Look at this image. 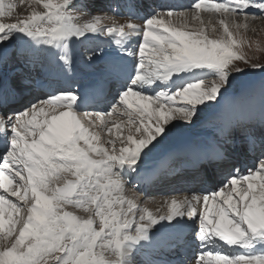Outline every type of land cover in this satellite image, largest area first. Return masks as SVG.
Segmentation results:
<instances>
[{
    "label": "snow or ice",
    "instance_id": "1",
    "mask_svg": "<svg viewBox=\"0 0 264 264\" xmlns=\"http://www.w3.org/2000/svg\"><path fill=\"white\" fill-rule=\"evenodd\" d=\"M27 7L28 15L4 22L17 5L0 0V65L14 55L39 54L67 77L74 45L98 38L113 41L120 60L110 63L116 91L107 111L92 110L105 100L102 86L81 93L57 85L51 94L18 100L16 89L0 80V264H138L142 253L161 247L191 253L175 264H264V135L247 130L238 144L232 135L237 119L227 118L212 145L195 155L198 167L233 170L219 188L172 197L155 213L126 192L146 179L144 160L177 122L194 124L246 67L264 70L244 51L251 48L250 22L264 19V0H194L187 10L143 16L136 0L109 5L114 15L90 0H31ZM77 12L88 19L78 22ZM202 13L210 16L207 23ZM117 15L127 23H118ZM207 28L217 35L210 37ZM101 55L93 51L86 59ZM114 114L127 120L108 126L106 117ZM260 119L264 124V104ZM114 128L126 135H104ZM250 155L252 167L241 172L237 165ZM160 230L169 237L164 245Z\"/></svg>",
    "mask_w": 264,
    "mask_h": 264
},
{
    "label": "bare ground",
    "instance_id": "2",
    "mask_svg": "<svg viewBox=\"0 0 264 264\" xmlns=\"http://www.w3.org/2000/svg\"><path fill=\"white\" fill-rule=\"evenodd\" d=\"M9 2H13L17 5V8L14 10L13 15H15V14L21 15L23 13V16H25V15L29 14L30 9L28 7L26 8L27 5H21L20 0H5L6 4ZM26 2L27 3H25V4L31 3V0H26ZM193 3L194 2H192V4ZM144 4H146V3L141 2V4H139V6L142 7ZM183 4H185L186 6L189 5L188 0H176V4H174V5L170 1H165V2L162 1L161 4H159V7H161V8H158V7L156 8L155 6H153V10H160V9L166 8L168 6L169 7H174V6L175 7H181V5H183ZM147 5H149V2L147 3ZM151 11H152V9L151 10L148 9L146 13H150ZM77 15H79V17H81V19L84 21H86L88 19L87 16H82V15L80 16V13ZM23 16H20V17L22 18ZM174 16H173V20L176 21L177 18H176V16L175 17ZM202 18L207 23V21L210 19V16L207 13H202ZM254 21H257V20H254ZM254 21L250 22L249 27H251L255 24H258L256 22L254 23ZM4 22H9V21L4 19ZM117 22L118 23H127V17L126 18L117 17ZM135 22L138 24L143 23L142 20H137ZM177 22H179V21H177ZM189 22L193 24L190 26H193V27L196 26V23L190 21V19H189ZM213 22L217 23V25H218V21H213ZM252 23H254V24H252ZM260 24H263V23L261 22ZM206 31L208 32L210 37L214 38L217 35V33H212L210 28H207ZM99 41L104 42L103 44H101V47L96 44V42H99ZM85 43L88 45V47L83 46ZM90 43H95V44L91 45ZM136 44H137V39H134L130 47L134 48ZM77 46H79V48H76ZM80 50H81V53H80ZM97 50L102 52V55L100 56V58L93 59L92 61H86L87 54L90 52H93V51H97ZM17 51H19V48L17 49ZM73 53H74L73 71H72L70 76L65 77L64 74L62 73V71L58 68L48 67L45 59L42 56H40L39 54H37L31 58H29V56L27 54H25V55H20V56L14 55L7 63L0 65V80H2L5 85H7V82H9V79H8L9 75L17 70V75L14 78L19 77L21 81L27 80L28 81L27 84H30L33 87L32 89L37 90V91H35V93H36L35 96H44L47 94H51V93L56 91L57 85L71 86L73 88L78 87L79 89L82 85H89V87H87V89H89L90 91H92L93 89H96L98 86H102L103 95L106 98V95H105L106 89L114 90V87L112 86L114 79L109 77L108 74H111L110 63L113 61L120 60V53H119V49L117 48V46L110 39H106V38L91 39L90 41L85 40L82 43H77L73 47ZM21 57H23L22 60H21ZM37 62H39V64H37ZM12 63H13V65L11 66ZM23 63H25V64L23 65ZM7 64H9L10 67L7 66ZM15 64H19V67L14 66ZM40 68H45L47 70V72L52 76L61 77L62 82L55 83V82H52L51 80H46V79H42V78L40 79V81L35 80L34 82H32L31 81L32 77H35L34 75H32L33 72L38 71ZM77 82H79V84H77ZM32 89L26 91L25 95H32V93L34 92V90L32 91ZM256 90H259V89H255L252 91H249L248 89H246L245 93H240V94H236V95L231 96V98L225 103V105L223 104V106H222L223 111L221 112V114H217V115L222 116L224 113L228 114L235 107L236 110L241 114V116H243V114L240 111L238 106H236V105L232 106V105H234L233 102L235 100H237L239 98V96L242 97V98H240V101H243L244 96L250 95L253 91H256ZM17 93H18V99L20 100L19 91H17ZM112 96H111V98H112ZM252 97L256 98V97H258V94L254 95ZM111 98L108 99V102L111 101ZM251 100H254V99H251ZM262 102H264V100H261L260 103H262ZM105 103H106V100H104V102L100 103V104L103 105V107H105L106 106V105H104ZM245 103L247 104V100L245 101ZM100 104H95L94 106H92V110H94V111L101 110L103 107H98ZM19 106H20L19 103L14 105V107H19ZM227 106H231V107H227ZM240 106H242V105H240ZM241 110L243 112L248 113L249 116L252 114L251 109L247 108L245 106H243L241 108ZM133 111H134V109H133ZM259 112L261 114V109L259 110ZM235 115H236V113H235ZM118 117H120V116H116V118H118ZM256 117H259V120H261L260 115H257ZM122 118H124V117H122ZM106 119H109V121H113V119H115V117L114 118L113 117H111V118L106 117ZM220 119L223 122V118L220 117ZM242 119H243V117H242ZM123 121H125V120H123ZM117 122H120V121H117ZM188 128L189 127L184 126L183 124H180L179 122L176 123V127L172 131L169 138L161 144V145L165 146L166 148H168L169 150H171L172 148H176V149L169 152L164 157V159H161L160 162L157 161L156 163L149 165L150 167H148V168L143 169V164H142L141 167L143 170L151 171L152 169H154V171L152 174H150L149 177L146 176V179L140 183L145 184V185L147 184V186H148V183L151 180L155 179L154 176H157L158 173L165 172L164 174H166L167 170L169 168H173L174 165H172L170 167L169 164H170V162H172V160L176 157L177 154L187 155L186 159H189V158L195 159V155L199 150L209 148L212 145V143H211L212 140H206V139L203 141L197 140L198 141L197 143L184 142L185 139L183 140V136L180 134L184 130L185 131L187 130V132H190ZM121 130H123L125 132V135H126V130H124L123 128H121L120 130L114 128L113 132L111 134L106 133V132H105V134L107 136L111 135L113 138H115L117 135H119V132ZM233 130L237 131V134L241 131V129H239L237 127H234ZM186 134H191V133H186ZM217 137H216V139H217ZM180 158H181L180 159L181 162H179V164H181L183 162L185 157L182 156ZM243 159H245V158L243 157ZM148 160L153 161V158H151V157L146 158L144 160V163ZM251 161H252V159H251ZM188 165H190V164L180 165V166H177L176 168L185 167ZM220 170H221V173L226 172L227 175L221 174V177H223L227 180L228 179V171L230 169H220ZM230 171L232 172V170H230ZM64 175H66L68 179H73V177H71L70 174H64ZM162 176H163L162 179L161 180L159 179L153 187V191H156V192H154V194H157V195L153 196V194H150V196L147 197L149 205L141 206L142 199H141V197H139L140 195L138 196L135 193L139 197L138 203H139L141 208L147 207L150 211H152L154 213L157 211L158 208L160 209V211H165L166 207H161V205L163 204V202L165 200H169L172 197H183L184 195H190L193 192V190H192L194 187L193 183L185 181L184 180L185 178L180 180V182L178 184L174 185V184H172L173 181L169 179L170 176H168V175H162ZM170 178L172 179L173 177H170ZM168 179H169V181H168ZM159 181H161V184H159ZM162 182H165V183H162ZM170 182H171V184H170ZM218 182L224 183L220 180H218ZM161 185H162L163 189L161 188ZM170 185H171V187L166 188ZM194 190H196V188ZM198 190H200V189H198ZM126 192H127V195L129 197H131L134 194V192L132 190H129L127 186H126ZM196 194H198V193H196ZM73 211L75 214H77V212H78V214L85 215V213H83L79 209H76V211L75 210H73ZM71 212H72V210H71ZM156 236H157V240L161 242V245L166 244L167 240L169 239L168 234L162 230H160L158 233H156ZM184 237L189 243L191 242V229L190 228L185 230ZM167 252H168V255H166ZM183 252L184 251H182L181 253H183ZM147 254H149V252H147ZM150 254H152V256H156V258L158 260L169 259V260H171L170 262H172V264H175L176 260L181 259V257L179 255H177L176 252L168 251L164 247H161V249H159L158 251L151 252ZM152 256H144V257L146 259H149V258L153 259Z\"/></svg>",
    "mask_w": 264,
    "mask_h": 264
},
{
    "label": "rangeland",
    "instance_id": "3",
    "mask_svg": "<svg viewBox=\"0 0 264 264\" xmlns=\"http://www.w3.org/2000/svg\"><path fill=\"white\" fill-rule=\"evenodd\" d=\"M110 1L112 2L113 0H90V3L93 5L94 8L103 9L104 12L106 11L108 15H114L109 10L108 6L109 5L115 6L116 3H114V2L111 3ZM120 1L121 0H117V3L119 4ZM162 1L165 2V1H170V0H162ZM143 2L146 3V4H144L142 7L139 6V4H141V3L137 4L138 5V11L140 12L141 16L145 15L148 9H150V10L152 9L153 10V7H152L153 0H147L146 2L145 1H143ZM148 2H149V5H147ZM155 2H156V6H157V4L159 3V0H155ZM171 2L173 3V5L176 4L174 0H171ZM192 2H194V0H188L189 5H187V6L185 4H183V5H181V7H175L174 6V7H171V8L180 9V10H187V9H190L189 6L192 5ZM24 5H28V4H24ZM26 8H27V6H26ZM167 8H169V6L166 7V8H163V9H167ZM122 11H123V9H121V12ZM77 14H79V12H77ZM95 14H103V13H99L98 12V13H95ZM81 15L82 14L80 13V16ZM20 16H23V13L21 15L15 14V15H13L12 18L5 17V18H3V20L5 19V20H7L9 22H15V18H17V17L21 18ZM77 17H78V22H80V23H84L85 22L84 20L81 19V17H79V15H77ZM117 17L126 18V16H120V15H117ZM117 17H116V19H117ZM255 22L258 23V24H255V25L249 27V29H248V31L246 33V38H247V41L251 44V48H248L247 46H245L244 51L247 53L248 57H250V58H252L254 60V62L264 65V19H257V21H254V23ZM261 22L263 24H260ZM254 23H252V24H254ZM190 25H193V24L190 23ZM220 32H222L221 29H220ZM136 39H137V43H138L139 38H136ZM88 41H90V40H88ZM103 43L104 42H102V41L96 42V44L98 46H100V47H101V44H103ZM90 44L94 45L95 43H90ZM83 46L84 47L85 46L88 47V45L86 43ZM76 48H79V46H77ZM80 53H81V50H80ZM22 58L23 57H21V60H22ZM86 61H88V60L86 59ZM234 63H235V61H234ZM240 63L242 64V62H240ZM24 64L25 63H23V65ZM37 64H39V62H37ZM12 65H13V63L11 64V66ZM7 66L10 67L9 64H7ZM14 66L19 67V64H15ZM16 75H17V70L9 75V78H8L9 82H7L6 86L14 87L17 91H19L20 94L22 92H26V91L31 90L33 88L30 84H22L19 77L14 78ZM25 81H27V80H25ZM233 83H234L233 88L230 90V92H228V93H226L224 95V98L220 100L219 104L214 105L212 108L205 109L202 112H200L199 116L197 118H195V123L192 124L188 128L190 132H187V130L186 131L184 130L180 134V135L183 136V140H184V136H185L186 133H191L192 134L191 143H197L198 142L197 140L203 141L205 139L206 140H212L211 143H213L216 140V137L218 136L220 127L223 125V123L225 122V120L227 118H235V119H237L239 121V123L235 127L241 129V131L237 134V131L233 130V133H234L233 139L238 144L243 141L244 133L246 132V129L243 131V128L247 127L248 130H250V125L252 123L253 124L251 126H252L253 131L257 132V134H259V135L261 134L260 127H262L264 129V124H262L261 120H259V117H256V116L260 115L259 110L261 109L262 104H264V102L260 103L261 100H264V70H261L260 68L246 67L245 72L242 75H238L237 79ZM77 84H79V82H77ZM246 89H248L249 91H252V90H255V89H259V90L253 91L250 95L244 96L243 97V101H240V98H242V97L239 96V98L233 102L234 105H232V106H235V105L238 106L240 111L242 112L243 116H241V114L236 110L235 107L228 114L224 113L222 116H218L217 115V114H221V112L223 111V107H222L223 104L225 105V103L231 98V96L236 95V94H240V93H245ZM115 91H116V87H114V90H111V92L108 93V95L105 98L106 103H110L111 102V101L108 102V99L111 98L112 95L113 96L115 95ZM25 94H24V97L32 98L31 95H25ZM257 94H258V97H256V98L252 97V96L257 95ZM251 99H254V100H251ZM246 100H247V104L245 103ZM240 105H242V106H240ZM243 106L251 109L252 114L250 116L248 115V113L243 112L241 110V108ZM227 107H231V106H227ZM104 108L105 107H103L99 111H104ZM235 113H236V115H235ZM116 116H115V114L112 116L113 118L115 117V119H113V121H116V120L117 121H123V120L126 121L127 120L126 116H124V118H122V117L116 118ZM220 117L223 118V122L221 121ZM242 117H243V119H242ZM109 126H111V121L109 122ZM263 133H264V131H263ZM104 135L107 136L105 133H104ZM175 149L176 148H172L171 150H169L165 146L160 145L159 148L155 152H153L152 155H150L149 157L154 159L155 157L162 156V157H160V160H159V162H160L161 159H164V157L169 152H171V151H173ZM251 159H252V162L254 163L253 156H251ZM151 162H152V160L146 161L145 162L146 164L143 162V169L150 167L149 165H151ZM143 171L146 173V176L149 177L150 174L153 173L154 169H152L151 171H145V170H143ZM223 173L224 174H222V175H227L226 172H223ZM154 177L157 178L158 176H154ZM218 178L222 182H226L227 181L225 178L221 177V174H218ZM161 179L162 178H160V180ZM162 183H165V182H162ZM159 184H161V181H159ZM170 184H171V182H170ZM138 186H139V184H138ZM127 187H128L129 190H132L138 196L140 195L139 197H141V199H142L141 206L149 205L148 204L149 202H148V199H147V197L150 196L149 188H147L148 189V194H145V192H144L143 195H141L142 194V189L141 188H137V187L133 188L132 185H127ZM169 187H171V185L166 187V188H169ZM152 192L154 193V191H152ZM155 195H157V194H153V196H155ZM66 210L70 211V212L72 210V212H74L73 210L76 211V208H73V207L69 206ZM77 215L83 216L82 214H78V212H77ZM150 253L151 252H149V254L142 253L140 255V257L138 258V264H143V261L146 260V258L144 256H152V254H150ZM152 257H153V259L158 260L156 258V256H152Z\"/></svg>",
    "mask_w": 264,
    "mask_h": 264
},
{
    "label": "water",
    "instance_id": "4",
    "mask_svg": "<svg viewBox=\"0 0 264 264\" xmlns=\"http://www.w3.org/2000/svg\"><path fill=\"white\" fill-rule=\"evenodd\" d=\"M190 137V135L189 136H187V138H189Z\"/></svg>",
    "mask_w": 264,
    "mask_h": 264
}]
</instances>
